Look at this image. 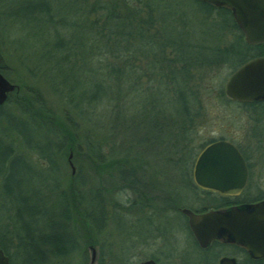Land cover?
<instances>
[{
    "label": "rangeland",
    "instance_id": "1",
    "mask_svg": "<svg viewBox=\"0 0 264 264\" xmlns=\"http://www.w3.org/2000/svg\"><path fill=\"white\" fill-rule=\"evenodd\" d=\"M147 1L163 20V32L166 36L181 38L187 44L196 45L200 53L208 52L206 47L212 46L221 34L222 43L232 39L230 30L224 29L222 33V21L208 16L202 6L193 0ZM91 2L93 0H0V57L5 67V77L16 85L9 93V100L0 108V240L3 244L9 242V247L4 246L11 256L16 255L12 264H26L21 261H26L30 254V262L35 261L34 264H67L68 261L70 264H138L148 257L153 248H158L156 244H161L157 240L152 248L145 246L143 238L148 234L144 231L146 213L141 207L132 209V195L123 188V184L127 182H121L123 173L111 166H98L90 156L89 159L86 157V152H82L87 148L88 138L99 143L100 152H103L104 160L108 162L120 157L121 148H124L123 152L130 151L131 148L125 147V143L122 147L117 126L111 122L116 103L114 95L112 99L110 94L108 97L101 95L85 115L71 108L65 100L71 84L76 83V90L80 87L88 88L90 81L99 77L95 73L96 68L99 69L101 80L105 79L104 61L109 59V55L102 50L86 52L84 47L81 48L85 39L86 45L90 42L97 43L91 39L92 34L88 35L87 29V20H94L98 15V11L88 12ZM222 17L229 18L225 13ZM56 39L73 41L76 53L69 54L63 60V52L50 49ZM101 42L98 40V43ZM231 71L226 66L219 67V70L200 71V77L203 76L201 84L206 86L199 97L206 112L195 127L197 133L193 144L221 137L236 144L246 155L250 165L248 184L242 195L251 198L264 192V116L253 124L246 118L241 107L217 96V91L220 88L223 90L224 81ZM109 85H112L111 81ZM120 85L123 89L127 88L124 80L120 81ZM142 86L144 85L140 84L137 88ZM112 88L115 89L114 86ZM129 99V95L123 98L127 101ZM132 101L129 103L132 104ZM65 110L70 112L75 122L74 130L80 146L57 147L54 133L45 127V124L54 125L57 121H64ZM255 128L257 131H254ZM52 146L58 151L53 152H56L52 168L54 172L50 173V162L45 159L46 162L42 163L44 157L34 150L45 152ZM149 150L153 156L139 152L140 160L145 161L135 175L142 183H138L139 186L145 185L147 174L151 170L155 171L153 168L157 169L155 164L165 162L168 157L165 148L160 146H152ZM156 151L160 153L153 154ZM17 153L25 155L39 174L29 168ZM16 155L18 158L14 157ZM175 155L177 154H173L174 158ZM173 165L174 174L167 172L172 175H168L167 179L176 184L173 196L180 198V206L181 203L190 204L191 196L195 194L191 195L184 186L177 187L180 178L176 176L177 164ZM85 175L87 182L84 180L82 184L80 178L84 176L85 179ZM43 180L54 183L48 185L54 192L40 203V198L33 190L37 187V190H42L40 196H48V188L39 185V181ZM86 190H89V196L97 193L104 200L106 223L98 230L89 225L86 229L84 220L80 218V212L83 211L82 198ZM63 191L71 203V210L66 218L68 221L62 217L60 219L64 224L68 223L70 232L76 236L78 249L69 257L38 261L40 257L32 254L35 246L31 248L29 243L31 240L36 241L35 245L40 247L39 232L33 233V228L28 230L25 227L48 223L49 209L46 211L48 215L38 220L30 214L41 207L39 204L47 207L48 201H51L53 209L58 212L62 204L56 203V200L58 192ZM171 211L169 221L173 220ZM134 217H137L136 222L130 223ZM58 223L53 219V227L56 229ZM9 227L23 237L20 247ZM133 233H137L136 239L131 236ZM59 235L60 232L57 237L65 242L67 236ZM174 235L177 238L181 236L177 231ZM89 240L97 253L95 263H89L91 252L86 249ZM132 240H135V247L131 245ZM19 248L22 250L21 255ZM153 253L155 254V250Z\"/></svg>",
    "mask_w": 264,
    "mask_h": 264
},
{
    "label": "trees",
    "instance_id": "2",
    "mask_svg": "<svg viewBox=\"0 0 264 264\" xmlns=\"http://www.w3.org/2000/svg\"><path fill=\"white\" fill-rule=\"evenodd\" d=\"M199 4L208 16L222 21V33L224 29H228L232 35V39L225 43H222L223 40L221 41L222 34L219 35L216 44L206 47L208 50L206 53H200V49H197L196 45L187 44L181 38L172 39L166 36L163 32V20L156 15L154 8L148 4L147 0H93L89 4L88 12L98 11L97 18L87 20L88 35L92 34L91 39L97 43L90 42L86 45L87 39H85L81 48L84 47L86 52L102 50L109 55V59L105 57L104 61L103 78L105 79L101 80L99 69L96 68L97 72L95 73L99 77L90 81L88 88L80 87L76 90V88L74 89L76 83L71 84L68 93L65 94V100L71 108L77 109L85 115L95 105L94 103L99 101L101 95L108 97L110 94V99L114 95L116 103L111 122L117 126L122 147L125 143V147L131 148L130 151L123 152L124 148H121L120 157L108 162L104 160L103 152H100L99 143L89 139L88 135H86L88 138L86 146L89 148V156L95 164L116 168L117 171L123 173L122 180L129 181L131 177L136 178V171L141 170V166L145 163L140 160L139 152L141 151L143 155L147 154L146 156L149 154L153 156L149 149L156 145L167 151L168 157L165 162L179 165L177 170L181 172V176L185 180L189 179L190 166L198 149L214 140L208 139L197 145L193 144L197 133L195 127L206 112L199 97L206 86L201 84L203 76L200 77V71L203 69L219 70L221 66L234 70L247 59L256 55H264V43L255 45L244 43L242 34L228 9ZM223 13L227 14L229 18L224 19ZM98 40L102 42L98 43ZM217 43L222 44L217 45ZM50 49L63 52V60L69 54L76 53L74 42L65 39H56ZM1 60L0 57V73L5 77V67ZM122 80L127 82V88L120 87ZM110 81L112 82L111 86L109 85ZM140 84L144 86L137 88ZM112 86L115 87L114 90ZM125 95L130 96L128 101L123 100ZM217 96L226 102H232L225 98L221 88L217 91ZM8 100L9 95L5 102ZM130 100H133L132 104L129 103ZM232 103L241 107L244 115L253 124L258 123L264 114V101ZM63 119L64 121H57L54 125L45 124V127L55 135V145L59 148L80 146L74 130L75 122L68 110L63 111ZM255 130L257 131L256 128ZM236 147L238 146L236 145ZM238 149L240 150L239 147ZM240 152L250 167L246 155L241 150ZM159 153L156 151L153 154ZM173 154H177L175 158ZM127 171L130 172L129 176ZM187 188L190 187L187 186ZM263 198L264 192L246 198V201L254 202ZM89 201L91 210L87 221L90 227L98 230L102 225L98 224L95 216L97 210H101L102 200L95 193ZM57 202L63 206H60L58 212L68 214L71 210V203L64 191L58 192ZM73 207H75L74 203ZM33 217L35 218L34 215ZM58 226L63 227L62 224H58ZM25 228L28 229L27 225ZM35 242L31 240L29 247L35 246L32 249V254L41 259H46L49 254L57 258L68 257L78 249L76 239L69 237L66 238L65 243L59 238L55 242H51L50 245L43 244L42 246V242H40L38 248ZM87 243L93 245L91 240ZM0 248L4 254L8 255V264H12V259L16 255L11 256L1 240ZM18 251L21 255L22 250L19 248ZM31 257L30 254L26 261L22 260L21 262L34 264L35 261L30 262Z\"/></svg>",
    "mask_w": 264,
    "mask_h": 264
},
{
    "label": "flooded vegetation",
    "instance_id": "3",
    "mask_svg": "<svg viewBox=\"0 0 264 264\" xmlns=\"http://www.w3.org/2000/svg\"><path fill=\"white\" fill-rule=\"evenodd\" d=\"M195 1L198 3L213 6V7H221V6H216V5L203 2L200 0H195ZM263 101L264 100H259L258 102H263ZM246 103H250V102H246ZM263 116L264 115H262L261 118ZM246 118L249 119L247 116ZM219 139H223V138H219ZM214 140H217V139H214ZM231 143L236 147V145L233 142ZM236 148L238 149V147ZM54 151L56 152L58 151V149H56L54 146L50 147L49 151H45V152L34 150V152H37L40 156L44 157V159H42V163H45L46 160L50 162V166H49L50 173L54 172V170H52L53 163L55 162V155H56V152L53 153ZM238 151L240 152L239 149ZM82 152H86V157L89 159V148L87 147L83 149ZM18 154L20 153H17V155ZM17 155L14 157L18 158ZM20 157L21 159L22 158L24 159V161L27 163V166L29 168H33V166L30 164L29 160H27L25 155L20 154ZM244 163L246 167V181L244 184V187H245L248 181L250 170H249V166L246 163L245 159H244ZM159 164L161 165L160 168L158 167ZM155 166L157 167V169L153 168L155 169V171L151 170L147 174L145 185L144 184L140 186L137 185L138 183L139 184H142V183L140 180L136 178H131L129 181L127 180L121 181V182H127L123 184V188H124V191H126V189L129 190L130 194L132 195L133 200H131L130 202L132 209H137L141 207L144 209L146 213L145 218H144L145 219L144 225L146 229L144 231H147L148 234H147V237L145 236L144 238L140 237V238L145 239L144 240L145 246L148 247V249H150L153 247L154 244H156L157 240L161 241V244H156L158 248H153L150 254L148 255V257L141 261L152 260L154 264H159V261H160V264H220V261L224 259L225 261H227L228 264H264V256L256 257V258L251 257L249 253L243 247L235 243H232V242L223 241L220 238L211 239L205 245H200L196 241L193 233L190 230V227L188 225L187 215L182 212V209L186 208V209H189L194 214H202L210 210H219V211L226 213L229 210V208L232 206L242 207L243 205L250 203L246 201V198L242 195V191L244 187L238 194H235V195L221 194L214 190L200 188L194 183L193 178H192V168H193V163H192L190 166L191 171H190L189 179L185 180L181 176V172L179 170L176 175V176H179L180 178L178 180L179 185L177 187L182 188L184 186L186 189H188L191 192V195L192 193L195 194L191 196L192 200L190 204L183 205L181 203L182 206H180L178 205L180 203V200H179L180 198L178 196L177 198H174L173 196V191H174L173 187L176 184H174L173 182L167 179V176L170 175V173L173 171L172 169H174L173 166L175 165L163 162V163H157L155 164ZM178 166L179 165H177V167ZM33 171L37 173V171L34 168H33ZM167 172H170V173L167 174ZM80 179H81L82 184H84V180L85 182H87L86 175H85V179H84V176H81ZM49 184L54 185V183L46 182L44 180L41 182L39 181L40 186H44L48 188V192H49L48 196H44L45 194L40 196V194L42 193V190H37L38 189L37 187H35L33 190L34 193L37 195V197L40 198L39 199L40 203L43 200L47 199L54 192V190H52L51 187H49L50 186ZM187 186H189L190 188H187ZM90 197L91 196H89V190H86L82 198L83 211H81V214H80L81 219L84 220L86 229H88L89 223L87 220L89 217V212L91 210L90 201H89ZM97 197H100V195L97 194ZM101 200H102L101 210L99 211L97 210L95 218H97L98 224H101L102 227H104L106 223V220H105L106 214L104 213L106 212L104 211V208H105L104 200L102 198ZM48 202L49 204L47 207L39 204L41 207L40 208L38 207L37 211H35V213L33 214L35 218L38 220V218L41 219L43 217H46L48 215L46 211L47 209H49V217L47 216V219H49V221H47L48 223L43 224L41 222L39 226L34 224L32 227L33 233L39 232L38 233V237H39L38 244L42 242V246L43 244L50 245L51 242H55L58 238L60 239V237H57L58 232H60L59 236H62V237L67 236L70 239L73 238V239H76L77 241L76 236H74V234L70 232L69 227L67 226L68 223L65 222L64 224V222L61 221L60 219L61 217L63 219H66L69 213L67 214L66 212H57L55 208L53 209L51 201H48ZM170 210H172L171 211L172 218H173L172 221H169ZM140 218L142 219V217ZM47 219L45 218L44 220H47ZM53 219L59 221L58 224H62L63 227L61 228L58 225H57V229L53 227ZM136 220H137V217H134V219L130 221V223L131 222L135 223ZM46 224L47 226H44ZM9 229L14 233L13 237H17V243H18L17 245L21 246L23 237L15 233L12 230V228L9 227ZM29 229L30 227H28V230ZM58 229L59 231H57ZM176 231L177 233L179 232L181 234L179 238H177L174 235ZM9 234L11 233L9 232ZM53 236H55V238ZM131 236L135 237L136 239L137 233H133ZM4 245H6V247H9V242L6 241ZM131 245L132 247L136 246L135 240H132ZM90 247L94 249V259L92 263H95L97 260V253H96L95 247L87 243L86 249L89 250V252H91ZM153 250H155V254L153 253ZM5 255L8 257L7 254ZM53 258H57V257L49 254L46 259L51 261ZM46 259L40 258L38 261H44ZM90 262L91 261L89 259V263ZM140 262H138V264ZM67 264H70V262L68 261Z\"/></svg>",
    "mask_w": 264,
    "mask_h": 264
},
{
    "label": "water",
    "instance_id": "4",
    "mask_svg": "<svg viewBox=\"0 0 264 264\" xmlns=\"http://www.w3.org/2000/svg\"><path fill=\"white\" fill-rule=\"evenodd\" d=\"M230 11L244 43H264V0H200ZM16 85L0 73V104ZM223 95L230 101L246 103L264 100V55L253 56L230 72L223 84ZM194 183L221 194L235 195L244 187L246 167L238 149L229 141L217 139L205 144L197 153L192 168ZM196 241L205 245L220 238L243 247L251 257L264 256V198L242 207L232 206L224 213L210 210L194 214L183 208ZM90 261L94 249L90 247ZM0 264L8 257L0 249ZM139 264H154L144 260ZM220 264H228L224 259Z\"/></svg>",
    "mask_w": 264,
    "mask_h": 264
}]
</instances>
